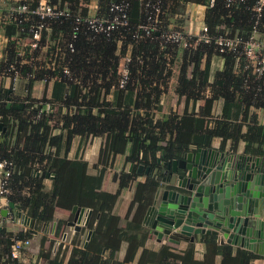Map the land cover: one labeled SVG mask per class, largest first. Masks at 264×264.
Returning <instances> with one entry per match:
<instances>
[{
	"label": "trees",
	"instance_id": "1",
	"mask_svg": "<svg viewBox=\"0 0 264 264\" xmlns=\"http://www.w3.org/2000/svg\"><path fill=\"white\" fill-rule=\"evenodd\" d=\"M191 1L206 6L205 24L211 35L246 40L257 26L264 38V8L258 19L254 10L257 0L230 6L225 0H97L92 14L84 4L93 0H48L64 15L46 18L37 49L29 45L28 31L40 21L35 13L14 11L2 20L9 43L0 61V73L5 72L2 77L11 83L5 88L3 80L0 90V119L7 118L0 161L8 160L14 167L6 185L10 190L7 201L19 204L34 225L18 232L0 229V264H211L209 259L196 258L194 244L185 249L147 245L150 233L142 220L159 185L156 177L148 176L136 184L124 226L113 212L122 190L135 180L136 166H157L162 151L166 158H173L194 146L211 147L215 137H222L224 141L243 139L246 152L264 155V123L252 111L264 109V76L256 78L246 67L244 55L222 52L215 44L204 42L183 46L165 37L173 30H184L182 13ZM39 2L22 0L16 4L34 10ZM115 4L125 7L127 23L119 24L110 34L96 33L77 23L78 18L88 15L111 19L119 14L111 10ZM153 5L160 7L158 16ZM149 16L158 19L151 33L144 28ZM127 54L131 58L128 75L121 85L119 69ZM217 59L224 61V66L211 82L212 62ZM173 78H177L174 91L178 97L195 106L202 103L199 108L186 109L182 115L162 112L163 97L168 95ZM40 80L51 84L52 90L50 95L36 98L33 87ZM207 90L210 95L206 97ZM219 101L223 107L216 116L214 106ZM94 137L107 138L106 152L113 156L129 148L127 163H135V169L115 175L119 183L116 192L103 190L106 163L91 173L86 160L67 156L76 138L86 145ZM47 178L52 179L50 188ZM75 204L93 209L84 229L93 230L87 246L78 244L81 232H77L71 250H67L70 245L60 242L55 252H49L44 249L49 239L45 234L38 254L22 250L19 258L13 257L16 240L35 238L54 220L57 206L70 209ZM62 230L59 222L55 235L61 236ZM203 242L206 254L221 256V264H252L262 257L247 249L218 244L211 234Z\"/></svg>",
	"mask_w": 264,
	"mask_h": 264
},
{
	"label": "water",
	"instance_id": "2",
	"mask_svg": "<svg viewBox=\"0 0 264 264\" xmlns=\"http://www.w3.org/2000/svg\"><path fill=\"white\" fill-rule=\"evenodd\" d=\"M6 130L0 122V132ZM157 164H139L137 172L154 176L159 182L143 220L159 242L166 239L179 244V237L195 242L196 236L211 234L218 244L264 255V155L193 147L173 158H166L162 151ZM134 167L131 163L130 171ZM2 202L0 198V229L6 227L3 218L11 224L20 221L25 226L34 225L19 204ZM66 210L71 218L62 221V240L68 238L70 229L77 233L87 228L93 215L92 208L78 204ZM57 225L55 221L54 233ZM92 236L89 229L85 246ZM42 237L37 235L40 243ZM49 240L59 241L55 234Z\"/></svg>",
	"mask_w": 264,
	"mask_h": 264
},
{
	"label": "crops",
	"instance_id": "3",
	"mask_svg": "<svg viewBox=\"0 0 264 264\" xmlns=\"http://www.w3.org/2000/svg\"><path fill=\"white\" fill-rule=\"evenodd\" d=\"M16 3V2H15ZM14 3V6H15ZM13 6V7H14ZM85 8H88L90 11V14L94 13L92 8L97 6V0H93L92 4L85 3ZM95 11V10H94ZM92 12V13H91ZM205 12H206V6L202 4L201 1L199 2H187L185 5V10L182 15L186 18L185 24H184V30H186L188 33L197 35L200 32V29L202 28L203 24H205ZM7 15H5L3 18L0 15L1 20H5ZM2 24V22H1ZM0 24V34L4 32L2 30V26ZM1 36V35H0ZM3 44L0 45V57H3ZM224 66V61L217 59L213 60L212 62V73L213 76L211 77L210 81L212 82L214 73L218 69H222ZM5 77L0 76V90L2 87L3 80L5 82V88L9 87L11 81L10 79H4ZM177 78H173L171 80V87L169 89V92L167 93V96L163 97V110L162 112L165 114H168L172 111H175L176 113L182 115L186 109H188L189 112L193 111L194 109L199 108V106L202 103L194 105V103L186 102L185 98H179L176 92L174 91V87L176 85ZM52 90L51 84L47 85V82L44 80H40L35 82V85L33 87V96L36 98H41L46 93L47 95H50ZM14 91V90H13ZM22 92L19 93V96H22ZM210 95V90L206 91V97ZM112 95H108V98H111ZM204 104V103H203ZM222 101H219L214 106V114L220 115L222 112ZM255 114L258 115L259 122L264 123V109H253L252 110ZM7 118L1 117L0 122H3L4 125L6 123ZM240 122V121H239ZM6 126V125H5ZM7 127V126H6ZM247 129L246 124H243L242 130L245 132ZM4 132H0L1 134V140H2V134ZM0 140V141H1ZM107 138H101V137H94L89 139L88 143L81 144L80 138H76L74 143L71 145V148L67 152V156L70 159L75 158H83L89 163L90 166V172L91 173H97V171L106 163L107 169L105 174V180L103 185V190L105 191H112L116 192L119 187V183L117 180H115V175L121 174L123 170L130 173V165L131 163H127V155L129 154V148L124 154H117L116 156H113L112 154L107 153L106 150L108 148L107 146ZM220 151H226V152H237V153H248L245 151L246 142L243 139L239 140H232L227 139L226 141L223 140L222 137H215L213 139L212 144L210 145ZM195 147V146H194ZM193 148V147H191ZM251 154V153H248ZM254 155V154H253ZM135 169V167H134ZM134 169L132 171H134ZM136 171V170H135ZM147 179V176L145 174H140L137 172V176L135 177V180L130 183L126 188H124L119 196V199L115 205V208L113 212L121 217V225L124 226L127 222V213L129 211L131 202L133 201L135 194H136V184L138 182H145ZM47 188H50L52 185V179L47 178L46 180ZM4 205V203L2 202ZM66 209L62 207L56 208L55 212V218L52 222L47 223L44 228L40 232L41 234L45 235L46 233H50L54 235V222L58 221L62 222L65 220H69L71 217L70 215L66 214ZM1 219V216H0ZM2 222L6 223V227L9 229L11 228V223H7L5 219H2ZM14 223H17L21 226V228L25 229L27 226L20 223V221H15ZM13 223V224H14ZM58 226V225H57ZM57 228V227H56ZM148 231L149 228L147 227ZM20 230V228H19ZM88 232V230H86ZM39 233V234H40ZM68 238H72L76 233L73 231V229H70ZM150 238L147 241L148 246H154V247H160L164 244L171 245L173 247H176L178 249H185L188 245V242L185 241V238L181 239L180 244H174L168 242L166 239H163L162 242H159L157 237L153 235L150 231ZM37 237V236H36ZM49 238V237H48ZM196 242H195V256L197 259H212V261H215V264H219L222 261L221 256H214V255H208L206 254V246L203 242V238H201L199 235L196 236ZM62 240V239H61ZM234 247V246H233ZM237 249L238 247H234ZM142 249L140 250L141 253ZM139 253V254H140ZM252 264H264V255H262L261 258L255 259Z\"/></svg>",
	"mask_w": 264,
	"mask_h": 264
},
{
	"label": "built area",
	"instance_id": "4",
	"mask_svg": "<svg viewBox=\"0 0 264 264\" xmlns=\"http://www.w3.org/2000/svg\"><path fill=\"white\" fill-rule=\"evenodd\" d=\"M227 6L232 5L236 2H244L248 0H225ZM214 0H212V3ZM156 16L160 13L159 5H153ZM264 8V0H257L254 10L257 14L258 19L262 16ZM112 12H119L118 15H115L113 18H103L96 15H88L86 18H78L77 23L80 25L84 23L87 28L96 33H106L110 34L119 24L125 25L127 22L125 21L127 15L125 11V7L122 4H115L111 8ZM14 11L19 12H32L35 13L40 21L38 24H32L29 27V34H31V39L29 45L32 49L40 48L41 43V32L45 27L46 18H57L64 15L63 11L54 9L53 6L48 2V0H40L38 6L31 10L29 5H21L18 8H15ZM158 19L152 18L149 16V24L144 25V28L148 30V33H151V30L156 29V23ZM258 23V20L257 22ZM168 41L177 42L183 44V46H187L191 44L189 41L195 39L198 42H204L207 44H215L220 48L222 52H235L238 55H244L247 58L248 64L247 68L252 69L253 74L256 78H261L264 76V38H261L258 33L257 26H255L253 35L249 39H243L242 37L236 36L231 37L228 35H219L213 36L209 33L208 26L203 24L200 29L199 34L194 35L188 33L186 30H173L165 35ZM4 41L8 42L9 38L3 36ZM28 44V43H26ZM124 62L121 63L119 72L121 75V85L124 84L127 75H128V66L127 64L130 61V56L127 54L124 58ZM14 70V69H13ZM69 74V71H65ZM13 163L8 160L0 161V198L3 201L4 205L8 203L6 194L10 192L7 188L8 180L11 177ZM28 226V225H26ZM33 239L26 240H16L13 248L12 254L13 257L19 258L21 256L22 250H25L28 247Z\"/></svg>",
	"mask_w": 264,
	"mask_h": 264
},
{
	"label": "rangeland",
	"instance_id": "5",
	"mask_svg": "<svg viewBox=\"0 0 264 264\" xmlns=\"http://www.w3.org/2000/svg\"><path fill=\"white\" fill-rule=\"evenodd\" d=\"M19 1L21 2L22 0H0V15L2 16L1 18H3L8 13H10V15H12L14 13V9L15 8H18L16 3H18ZM14 3H15V6H14ZM15 12H17V11H15ZM1 22H2V20L0 19V24H1ZM0 35H1L0 36V45L3 44V49L5 50V48L7 47L8 43H9V41L8 42L4 41L3 36H5V35H3V33H1ZM26 42H28V41H26ZM189 42L191 44H193V45H196L197 44V41L195 39L190 40ZM2 59H3V57H0V61ZM122 62H124V59L123 58L121 60V63ZM1 64L3 65V63H1ZM1 64H0V69L3 72V69L1 68V66H2ZM120 66H121V64H120ZM13 69L15 70L16 67L13 66ZM3 74H5V72ZM3 74L0 73V76H2ZM11 228L15 232L16 231L18 232L19 231V228L22 229L21 226L19 224H17V223L11 224ZM86 230L82 231L81 234L78 236V240H79V243L78 244L81 245V246H83V242L85 244V240H86V237H87V234H88V232ZM47 236L49 238L54 237V235H52L50 233H46V236L45 237H47ZM56 237H57V239L59 241L65 242V244L70 245L71 246L70 249L67 248V250L68 251L71 250V248H72V244L71 243H72L73 237L72 238H67L66 240H61L62 239L61 236H56ZM59 241H53L52 242L49 239H47L46 242H44V249L45 250H50L49 252H51V251L55 252L57 250V248L59 247V245H60V242ZM40 248H41L40 241L37 239V237H35V238H33L31 244L28 247L25 248V250L27 251L28 254L36 255V254L39 253ZM25 261L26 262H29V259L26 257L25 258ZM209 262L211 264H215V261H212V259H209ZM221 263H222V261L219 264H221Z\"/></svg>",
	"mask_w": 264,
	"mask_h": 264
},
{
	"label": "flooded vegetation",
	"instance_id": "6",
	"mask_svg": "<svg viewBox=\"0 0 264 264\" xmlns=\"http://www.w3.org/2000/svg\"><path fill=\"white\" fill-rule=\"evenodd\" d=\"M137 168H138V165L136 166V174H137ZM147 177L149 176V175H147V174H145ZM157 179V178H156ZM158 180V179H157ZM143 220H144V217H143ZM143 220H142V222H143ZM144 225V224H143ZM145 226V225H144ZM146 228L148 227V226H145ZM149 228V227H148ZM150 231V230H149ZM179 239V241L181 242V239L182 238H178ZM186 240L185 241H187L188 242V245L187 246H189L190 244H194V246H195V242H196V240H195V242H192L190 239H187V238H185ZM197 239V238H196ZM180 244V243H179ZM206 246V245H205Z\"/></svg>",
	"mask_w": 264,
	"mask_h": 264
}]
</instances>
